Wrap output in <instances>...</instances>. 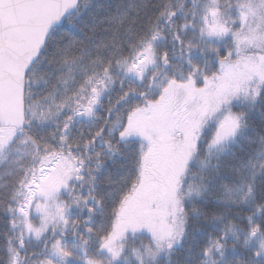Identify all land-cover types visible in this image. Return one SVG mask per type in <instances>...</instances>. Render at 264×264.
<instances>
[{
	"label": "snow or ice",
	"instance_id": "1",
	"mask_svg": "<svg viewBox=\"0 0 264 264\" xmlns=\"http://www.w3.org/2000/svg\"><path fill=\"white\" fill-rule=\"evenodd\" d=\"M0 264H264V0H0Z\"/></svg>",
	"mask_w": 264,
	"mask_h": 264
}]
</instances>
